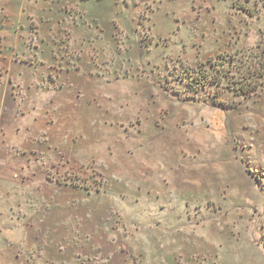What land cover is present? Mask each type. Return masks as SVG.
I'll return each mask as SVG.
<instances>
[{"label": "rangeland", "instance_id": "374dc122", "mask_svg": "<svg viewBox=\"0 0 264 264\" xmlns=\"http://www.w3.org/2000/svg\"><path fill=\"white\" fill-rule=\"evenodd\" d=\"M0 264H264V0H0Z\"/></svg>", "mask_w": 264, "mask_h": 264}, {"label": "trees", "instance_id": "16d2710c", "mask_svg": "<svg viewBox=\"0 0 264 264\" xmlns=\"http://www.w3.org/2000/svg\"><path fill=\"white\" fill-rule=\"evenodd\" d=\"M227 60V59H226ZM225 61V60H224ZM254 88V86H252ZM249 87L248 85L244 86L242 89H240L241 93H243V95H248L250 94L252 91H254V89Z\"/></svg>", "mask_w": 264, "mask_h": 264}]
</instances>
